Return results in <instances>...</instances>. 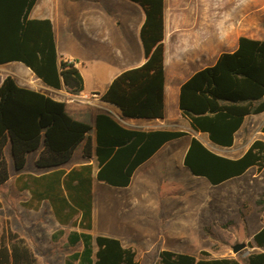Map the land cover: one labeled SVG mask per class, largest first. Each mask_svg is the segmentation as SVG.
Returning <instances> with one entry per match:
<instances>
[{
  "label": "trees",
  "instance_id": "trees-1",
  "mask_svg": "<svg viewBox=\"0 0 264 264\" xmlns=\"http://www.w3.org/2000/svg\"><path fill=\"white\" fill-rule=\"evenodd\" d=\"M145 12L141 27L146 61L117 75L102 99L117 105L125 116L162 118L165 115L164 0H131ZM37 0H0V64L18 61L29 67L46 85L65 87L71 93L84 88L83 76L73 59H60L53 24L49 18H31ZM179 107L195 131L207 132L221 146L234 143L235 132L245 117L264 111V39L241 36L234 51L222 52L213 65L197 70L180 88ZM97 177L116 186L129 184L136 166L149 158L163 143L181 137L184 131H139L127 129L106 114L96 121ZM90 123L78 120L66 110L64 101L27 86L7 74L0 83V186L10 178L7 149L10 148L15 185L30 196L21 204L40 209L47 201L55 219L71 229L67 233L71 251L64 264H139L136 250L119 238L93 236V165L85 162L64 167L75 149L84 143L83 154L93 152ZM264 132V124L261 126ZM142 143L135 156V144ZM40 149V150H39ZM41 173L25 171L30 152ZM185 165L195 175L219 184L239 176L251 167H264V140L255 139L238 158L209 149L193 136ZM256 203L264 209V196ZM63 229L59 233H63ZM57 236V235H55ZM246 258L200 256L162 249L154 264H264V225L252 235ZM0 264H35L24 238L8 229L0 239Z\"/></svg>",
  "mask_w": 264,
  "mask_h": 264
},
{
  "label": "crops",
  "instance_id": "crops-1",
  "mask_svg": "<svg viewBox=\"0 0 264 264\" xmlns=\"http://www.w3.org/2000/svg\"><path fill=\"white\" fill-rule=\"evenodd\" d=\"M29 16L51 20L59 60L74 59L83 76V90L79 93H71L64 86L53 88L46 85L21 62H8L17 68L11 75L20 85L40 90L54 99L64 101L66 110L71 116L88 122L93 127L90 132L92 154L85 157L84 143H81L75 149L70 161L64 165L67 170L85 162L93 165L92 228L85 231L93 236H113L124 244L135 241L125 242L122 236L113 233L114 230L158 233L162 230L167 232L186 230V227L193 226L196 220L192 219L191 210L183 211L181 218L176 219L174 203L170 208L171 212L169 213V208L166 211L167 219L161 220L159 200L176 199L177 171L186 172L189 179L200 178L211 186H219L254 168L251 167L243 174L219 184H213L206 177L193 174L185 165L184 159L193 136L198 137L217 154L229 158L240 157L257 138L245 141L240 139L239 133L249 116H259L263 125L264 111L246 116L242 126L235 132L234 143L231 146H221L212 142L207 132L193 130L189 118L181 112L179 98L182 83L197 70L213 65L222 52L234 51L241 36L264 39V0H164L165 115L162 118L128 117L117 105L102 99V94L117 75L146 61L141 40L145 12L138 4L131 0H37ZM72 18L75 26L70 31L71 39L61 38V31L57 25ZM60 39H63L67 45L62 44ZM6 75L0 77V83ZM74 94H86L91 97L73 99ZM101 113L110 116L127 129L146 132L184 131L187 134L163 143L149 158L136 166L129 184L116 186L97 177L99 160L95 152L97 146L95 126L97 116ZM141 145L142 143L135 144L134 154L130 159L135 156ZM39 150L28 154L26 167L33 154V165L36 166L35 159ZM7 157L10 165L12 158L10 148L7 149ZM26 172L41 173V171ZM27 193L25 198L30 196L28 191ZM109 197L121 202L117 214L110 213L106 209L100 210L101 200ZM263 225L264 220L254 233ZM207 226L205 222L203 224L205 231L208 230ZM73 229L82 230L77 227ZM144 240L145 243H150L147 241L148 238ZM257 250L263 249L253 247L252 251ZM159 252L160 250L158 254ZM224 256L233 255H210V257Z\"/></svg>",
  "mask_w": 264,
  "mask_h": 264
},
{
  "label": "rangeland",
  "instance_id": "rangeland-1",
  "mask_svg": "<svg viewBox=\"0 0 264 264\" xmlns=\"http://www.w3.org/2000/svg\"><path fill=\"white\" fill-rule=\"evenodd\" d=\"M73 20L72 18L57 25L61 31V38L71 39L70 31L75 26ZM60 42L66 43L63 39H60ZM16 70L14 64H1L0 77ZM261 125L262 119L259 116H249L239 133L240 139L264 140ZM33 157L34 154L30 156L25 170L40 172V169L33 165ZM10 173L9 180L0 186V239L8 229H11L24 238L35 257V264H64L67 255L80 248V245L67 244V233L74 227L60 225L47 201L43 202L37 211L25 208L21 202L28 193L25 190H19L15 185L18 172L14 169L12 158H10ZM176 179V199L159 200L161 220L167 219L166 211L169 208L170 213L174 203L176 219L181 218L183 211H192L191 217L196 220L193 226H187L186 230L175 232H167V230L159 233L113 231L122 236L125 242L135 241V243L124 244L134 247L139 264H154L158 251L164 248L198 256L204 250L210 255H233L240 259L246 258L253 250L249 243L252 241L254 230L264 220V209L256 203L257 199L264 196V167L251 168L244 175L219 186H211L200 178L189 179L186 172L180 171H177ZM119 204H121L120 200L109 197L101 200L100 210L106 209L110 213L117 214L120 210ZM205 222L208 224L207 231L203 229ZM60 229L64 232L58 234ZM144 238H148L147 241L150 243H145ZM237 242H246L247 247L235 253L232 246Z\"/></svg>",
  "mask_w": 264,
  "mask_h": 264
},
{
  "label": "water",
  "instance_id": "water-1",
  "mask_svg": "<svg viewBox=\"0 0 264 264\" xmlns=\"http://www.w3.org/2000/svg\"><path fill=\"white\" fill-rule=\"evenodd\" d=\"M247 247V243L246 242H237L232 246L233 252L237 253L240 250L244 249Z\"/></svg>",
  "mask_w": 264,
  "mask_h": 264
},
{
  "label": "built area",
  "instance_id": "built-area-1",
  "mask_svg": "<svg viewBox=\"0 0 264 264\" xmlns=\"http://www.w3.org/2000/svg\"><path fill=\"white\" fill-rule=\"evenodd\" d=\"M94 96V95H92ZM91 96H88V95H79V94H74L73 95V99H89Z\"/></svg>",
  "mask_w": 264,
  "mask_h": 264
}]
</instances>
